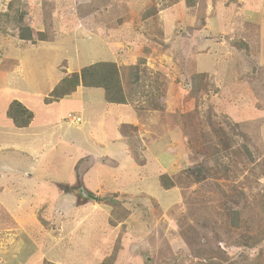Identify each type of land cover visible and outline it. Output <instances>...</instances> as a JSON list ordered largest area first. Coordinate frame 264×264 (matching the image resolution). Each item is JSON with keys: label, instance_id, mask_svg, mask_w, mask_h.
Masks as SVG:
<instances>
[{"label": "rangeland", "instance_id": "rangeland-1", "mask_svg": "<svg viewBox=\"0 0 264 264\" xmlns=\"http://www.w3.org/2000/svg\"><path fill=\"white\" fill-rule=\"evenodd\" d=\"M22 26L32 27L35 44L18 39ZM33 28L50 49L42 50ZM33 58L42 72L26 77L49 80L59 64L71 74L114 62L139 115L123 127L133 158L156 154L173 169L147 185L133 179L125 192L93 194L102 203L78 198L73 216L67 199L56 218L50 211L9 217L0 208V252H9L2 260L264 264V0H0V87L20 81L11 72L21 63L33 70ZM4 112L0 95V124ZM76 164L81 182L88 163ZM57 169L52 163V176L60 177ZM36 229L52 245L15 254L27 231L41 245Z\"/></svg>", "mask_w": 264, "mask_h": 264}, {"label": "crops", "instance_id": "crops-1", "mask_svg": "<svg viewBox=\"0 0 264 264\" xmlns=\"http://www.w3.org/2000/svg\"><path fill=\"white\" fill-rule=\"evenodd\" d=\"M36 30L41 31L39 28ZM40 44L43 46L42 50L51 47L48 42ZM32 63H36L35 58ZM40 66L36 63L32 67L33 70H28L21 63L11 72L20 81L0 87V95L5 105L0 124V208L7 216L17 214L22 217L28 212L50 211L53 214L51 216L49 213V218H54V212L61 210L65 199L72 201L67 210L73 216L77 210H81L80 204L75 202L80 196L76 194V189L67 192L60 186L67 189L80 187L81 183L86 190V186L93 189L92 194L103 191L118 192L120 189L125 192L127 187H132L131 180L143 178L147 185V178H156L162 168L167 170L172 166H168L156 154L143 163H138L133 158L123 127L138 124V112L131 104L108 103L102 89L80 86L72 95L45 104V97L55 89L66 73L60 70L59 64L55 70H51V74H54L52 80L46 76H38L39 79H36V76L26 77L28 72L41 73L38 69ZM24 82H28L30 86H20ZM13 101L21 102L33 112L34 118L28 127L17 128L7 117L8 106ZM70 114L80 117L81 123L66 121ZM8 136L13 138L11 142L5 140L4 137ZM153 142L154 146L158 143L155 139ZM9 153L11 155L5 158ZM78 160L88 163L85 170L83 169V174L81 173V182L78 181L77 169L73 170ZM52 163H55L56 169L61 172L60 177L50 173ZM73 178L76 180L73 183L68 181ZM41 220L45 224L49 223L44 217ZM35 233L41 234V231L36 229ZM41 235V245L37 246L35 243L38 242L34 241L36 237L29 238L28 231L26 235H20L22 243L15 245L13 252L24 254L28 246H42V251L37 250L36 254H43L46 243L50 246L52 243L48 233ZM0 254L9 252L2 251ZM6 262L0 258V264H9ZM27 263L26 261L23 264Z\"/></svg>", "mask_w": 264, "mask_h": 264}, {"label": "trees", "instance_id": "trees-1", "mask_svg": "<svg viewBox=\"0 0 264 264\" xmlns=\"http://www.w3.org/2000/svg\"><path fill=\"white\" fill-rule=\"evenodd\" d=\"M35 32L37 33V30H35ZM42 33L43 32L38 31V39L40 42H45L46 38L43 37ZM34 36L32 27L22 26L20 28L18 39L35 44L38 40ZM196 76L200 77L201 74L198 73L197 75H194L193 78ZM137 82L138 79H136V83ZM80 86L87 89L95 88L104 90L105 99L110 104L130 103L129 100L131 97L122 87L120 70L114 62H97L83 67L80 72H73L71 74L66 73L52 91L50 97L44 99V103L50 104L68 97ZM9 106L7 117L12 120L17 128H26L31 124L34 118L32 111H29L18 101H13ZM166 188L171 187L167 186ZM103 200V198H98L99 203H102ZM239 214L240 212L238 210L233 212L235 226L240 225Z\"/></svg>", "mask_w": 264, "mask_h": 264}, {"label": "water", "instance_id": "water-1", "mask_svg": "<svg viewBox=\"0 0 264 264\" xmlns=\"http://www.w3.org/2000/svg\"><path fill=\"white\" fill-rule=\"evenodd\" d=\"M76 194L79 195L80 197H85L86 199H90V200H97L98 197L93 195L92 193L90 192H87L88 190H86L85 188H79V189H76Z\"/></svg>", "mask_w": 264, "mask_h": 264}, {"label": "built area", "instance_id": "built-area-1", "mask_svg": "<svg viewBox=\"0 0 264 264\" xmlns=\"http://www.w3.org/2000/svg\"><path fill=\"white\" fill-rule=\"evenodd\" d=\"M68 119H69L70 121H72V122H77V123H80V122H81V118H80V117H77V116L72 115V114H70V115L68 116Z\"/></svg>", "mask_w": 264, "mask_h": 264}, {"label": "clouds", "instance_id": "clouds-1", "mask_svg": "<svg viewBox=\"0 0 264 264\" xmlns=\"http://www.w3.org/2000/svg\"><path fill=\"white\" fill-rule=\"evenodd\" d=\"M72 115H75V114H72ZM76 116V115H75ZM66 121H68L69 123H72V121H70L69 119H68V117L66 118ZM74 123V122H73ZM81 123V122H80Z\"/></svg>", "mask_w": 264, "mask_h": 264}]
</instances>
